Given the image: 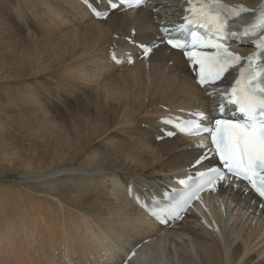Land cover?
Listing matches in <instances>:
<instances>
[{
	"label": "bare ground",
	"instance_id": "obj_1",
	"mask_svg": "<svg viewBox=\"0 0 264 264\" xmlns=\"http://www.w3.org/2000/svg\"><path fill=\"white\" fill-rule=\"evenodd\" d=\"M88 1L108 9L107 0ZM223 2L257 13L263 0ZM184 6V0H149L96 20L82 0H0V31L27 35L51 69L18 75L12 66L16 85L6 102L26 110L36 130L28 138L37 153L31 156L45 165L23 176L40 183L32 194L38 208L50 204L32 216L26 238L57 219L67 245L97 253L81 264H264V206L241 184L223 182L169 226L137 204L136 198H161L178 188L176 179L216 165L200 146L205 137L165 136L175 132L165 119L216 116L220 105L214 88L196 84L182 53L161 43L160 29L181 23ZM138 44L154 47L148 58L140 57ZM236 50L249 54L251 44ZM54 110L74 121L72 135ZM25 224L7 226V240Z\"/></svg>",
	"mask_w": 264,
	"mask_h": 264
},
{
	"label": "snow or ice",
	"instance_id": "obj_2",
	"mask_svg": "<svg viewBox=\"0 0 264 264\" xmlns=\"http://www.w3.org/2000/svg\"><path fill=\"white\" fill-rule=\"evenodd\" d=\"M125 2L139 5L145 0ZM201 3L200 8L191 9L192 16L187 18V24L180 25L179 30L186 33V36L181 40L169 35L167 43L181 50L190 62L198 66V83L201 86H212L217 81L225 80L230 69L241 61L239 55L230 52L219 41L237 35H256L257 30L264 35V8L255 20L249 21L241 15V11L247 9H228L222 0H201ZM110 7L116 8L117 3L110 2ZM95 14L101 18L107 16L104 12ZM192 25L204 29L205 33L199 34ZM213 36L216 42H213ZM256 46L262 51L246 58L247 67L240 69L239 77L231 84L230 92L223 93L221 89L219 115L199 113L198 119L186 122L182 130L186 129V134L190 135L207 133L223 169L233 176L247 180L264 197V60L256 63L264 57V39ZM199 47L214 48L216 52L208 54L196 51ZM149 51L150 48L145 49L146 54ZM229 105L234 106V110L227 107ZM204 158L206 154L196 162L199 164ZM218 180H225V171L221 168H210L207 173H201L199 184L195 188L189 186V190L185 191L169 214L178 216L179 211H184L193 199L198 198L200 190L207 185H215ZM153 215L160 218L157 212H153Z\"/></svg>",
	"mask_w": 264,
	"mask_h": 264
},
{
	"label": "rangeland",
	"instance_id": "obj_3",
	"mask_svg": "<svg viewBox=\"0 0 264 264\" xmlns=\"http://www.w3.org/2000/svg\"><path fill=\"white\" fill-rule=\"evenodd\" d=\"M25 54H29V61L25 59ZM12 66L18 67V75L34 73V69L43 72L51 70L44 64L39 53L34 52L31 38L0 31V237L8 241L4 243L0 240V264H81L90 255L97 253H88L86 249L88 255H85L67 245L61 236L57 219L49 221V229L43 224L41 232L26 238L30 227H34L32 216L44 214L43 208L50 204L40 205L38 208V197L32 194L39 189L37 184L40 183L23 181V176L41 170L45 165L38 167L37 159L31 156H37V153L29 149L28 138L33 136L36 130L35 125L27 121L29 116L26 110H13L7 106L8 97L12 94L10 88L16 85L11 80L17 75L12 72ZM55 112L57 124L70 133L75 125L74 121L63 114L64 110ZM74 129L75 126L71 135ZM43 162L46 164L45 159ZM21 222L26 223L23 232L14 240H7L11 237L7 226L14 227L21 225Z\"/></svg>",
	"mask_w": 264,
	"mask_h": 264
}]
</instances>
